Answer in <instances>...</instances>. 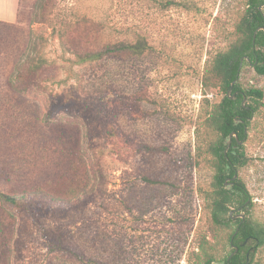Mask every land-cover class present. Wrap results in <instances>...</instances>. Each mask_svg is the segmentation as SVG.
I'll return each instance as SVG.
<instances>
[{
  "label": "rangeland",
  "instance_id": "rangeland-1",
  "mask_svg": "<svg viewBox=\"0 0 264 264\" xmlns=\"http://www.w3.org/2000/svg\"><path fill=\"white\" fill-rule=\"evenodd\" d=\"M236 1L23 0L17 23H0V192L49 190L77 153L89 193L62 203L58 212L40 205L43 225L111 264L184 263L190 240L208 226L213 175L207 162L193 159L196 129L203 139L212 137L200 114L220 98L204 90L202 76L210 57L232 37L220 33V26L231 31V25L216 16ZM83 17L102 29L80 26L82 47L143 38L149 48L77 62L61 35ZM22 54L45 63L37 83L18 92L7 78ZM238 81L263 94L241 143L248 163L236 173L252 201L241 212L264 224V75L244 62ZM54 100L56 116L46 119ZM0 211L10 216L14 241L12 253L0 248V264L65 263L48 252L23 212L1 202ZM228 231L215 233L213 264L228 251ZM249 259L264 264V246Z\"/></svg>",
  "mask_w": 264,
  "mask_h": 264
},
{
  "label": "trees",
  "instance_id": "trees-1",
  "mask_svg": "<svg viewBox=\"0 0 264 264\" xmlns=\"http://www.w3.org/2000/svg\"><path fill=\"white\" fill-rule=\"evenodd\" d=\"M22 4L23 0H20L18 15ZM232 14L235 16H233V22L230 23L227 19L228 17L231 19ZM221 18H223L222 24L231 25V31H228L226 26H220V33L231 34L232 37L223 48L217 50L210 57L202 76L204 90H215L220 98L211 105H209V100L205 99L207 107L209 105L210 108H206L200 117H202L204 128L210 130L212 137L203 139L202 132H199V128L196 129V147L193 155L195 162L205 161L213 170L205 204L208 212V226L192 237L188 244L184 263L180 264H213L216 257L209 250L213 248V241L217 238L215 233L219 229H228L229 231L223 242V247H227L228 251L220 258L218 264H251L249 258L256 249L264 246L263 223L248 217L243 220L232 217L237 211L236 209L241 207L242 210H247L250 208L252 201L240 179H234L233 183L228 181V178L232 177L239 167L248 163L242 146L237 141L245 138L249 119L259 108L260 100L263 97L259 88L241 87L238 81L241 69L238 71V67L241 58L247 56L249 60L244 59L243 63L249 62L258 74L264 75V30H258L255 41L252 42L254 30L260 26L264 27V0H237L235 6L216 16L218 21ZM17 21L0 23L15 24ZM82 25H86L88 31L93 33H99L102 29L99 23L83 17L75 22L69 32L66 31L61 35V45L66 51L75 55L77 62L98 60L109 55H140L149 48L143 38H138L134 42L106 43L97 46V48L82 47L80 44L84 41V35L80 29ZM87 34L88 32L85 31V35ZM63 36L65 37L63 38ZM44 63L45 59L40 56H23L22 54L7 78L8 87L18 92L29 89L37 83ZM234 80L230 92V95L234 96L229 98L227 91ZM243 96L252 103L245 100L242 104ZM55 116L56 101L54 100L49 104L45 117L51 119ZM235 117L240 120L236 121ZM231 132H235L236 136H232L231 144L224 153ZM116 134L117 132H113L109 135L116 136ZM207 135L209 137V133ZM144 149L152 148L144 147ZM75 156L77 153H74L70 159L67 173L61 174L59 180L49 190L44 186L32 190L12 188L0 192V202L2 206L14 207L28 216L42 234L48 252L56 253V256L65 262L64 264H111V262L86 254L77 245L70 244L65 239L63 232L49 230L41 221L44 207L40 205L45 203L47 209L58 212L64 209L62 203L71 204L89 193L90 182L82 171L81 165L75 161ZM145 180L157 183L152 179L145 178ZM226 182L228 184H225ZM232 210L233 214L230 215ZM9 217L0 211V248L4 252L6 249L10 254L14 251V241L12 238L13 224L8 220ZM186 240L185 237L183 243ZM245 240L246 242L242 244ZM251 242L253 246L250 245ZM234 245L238 246V250L228 260V256L234 251ZM19 248H16L18 252ZM183 250L182 246L179 255ZM64 258L70 263L66 262ZM173 264L176 263L173 261Z\"/></svg>",
  "mask_w": 264,
  "mask_h": 264
},
{
  "label": "water",
  "instance_id": "water-1",
  "mask_svg": "<svg viewBox=\"0 0 264 264\" xmlns=\"http://www.w3.org/2000/svg\"><path fill=\"white\" fill-rule=\"evenodd\" d=\"M260 29H261V30H264V27H263V26H260V27H258V28H256V29L254 30V32H253V36H252V42H253V43H254V41H255L256 33H257V31L260 30ZM244 59L247 60V61L249 60V58H248L247 56L242 57L241 60H240V64H239V67H238V71H240ZM234 82H235V80L231 83V87H230V88L228 89V91H227V95H228L229 98H233V96H234L233 94L230 95V92H231V89H232V86H233ZM245 100H246V97L243 96L242 104H244ZM235 120H236V121H239L240 119L237 118V117H235ZM232 136H236V133H235V132H231V133L229 134L228 143H227V146H226V148H225V150H224V153H226V151H227L229 145L231 144ZM237 142H238L239 145H241L242 140H238ZM236 178H237V174L235 173L232 177H230V178H228V179L232 181V180H234V179H236ZM225 184H228V183L226 182ZM236 210H237V211H240V210H241V207L238 208V209H236ZM232 212H233V210L230 211L229 214L231 215ZM235 216H236V217H240L242 220L245 218V215H244L242 212L237 213ZM245 242H246V240H245L242 244H244ZM233 247H234V251L231 252V254L228 256V258H227L228 260H229L230 257H231L232 255H234V254L237 252V250H238V246L234 245Z\"/></svg>",
  "mask_w": 264,
  "mask_h": 264
},
{
  "label": "crops",
  "instance_id": "crops-1",
  "mask_svg": "<svg viewBox=\"0 0 264 264\" xmlns=\"http://www.w3.org/2000/svg\"><path fill=\"white\" fill-rule=\"evenodd\" d=\"M20 0H0V22L14 23L18 20Z\"/></svg>",
  "mask_w": 264,
  "mask_h": 264
},
{
  "label": "flooded vegetation",
  "instance_id": "flooded-vegetation-1",
  "mask_svg": "<svg viewBox=\"0 0 264 264\" xmlns=\"http://www.w3.org/2000/svg\"><path fill=\"white\" fill-rule=\"evenodd\" d=\"M228 181H229L230 183H233L234 180H232V181H231V180H228ZM241 211H242V209H241L240 211H235L234 214H233V212H232V214H233L232 217H233V218H240V217H236L235 215H236L237 213H240Z\"/></svg>",
  "mask_w": 264,
  "mask_h": 264
}]
</instances>
